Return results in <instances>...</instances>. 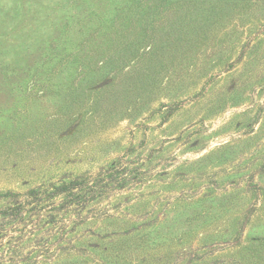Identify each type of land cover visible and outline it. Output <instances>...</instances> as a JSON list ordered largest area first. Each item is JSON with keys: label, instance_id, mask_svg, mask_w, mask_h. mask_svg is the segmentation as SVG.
Segmentation results:
<instances>
[{"label": "rangeland", "instance_id": "1", "mask_svg": "<svg viewBox=\"0 0 264 264\" xmlns=\"http://www.w3.org/2000/svg\"><path fill=\"white\" fill-rule=\"evenodd\" d=\"M0 264H264V0H0Z\"/></svg>", "mask_w": 264, "mask_h": 264}, {"label": "trees", "instance_id": "2", "mask_svg": "<svg viewBox=\"0 0 264 264\" xmlns=\"http://www.w3.org/2000/svg\"><path fill=\"white\" fill-rule=\"evenodd\" d=\"M75 186V182L74 183H65L63 184L61 187H58L56 190L57 194L56 195H60V194H67V195H73L76 196L75 194L78 193H74V188Z\"/></svg>", "mask_w": 264, "mask_h": 264}]
</instances>
